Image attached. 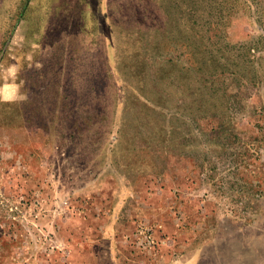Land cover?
<instances>
[{"label": "rangeland", "instance_id": "obj_1", "mask_svg": "<svg viewBox=\"0 0 264 264\" xmlns=\"http://www.w3.org/2000/svg\"><path fill=\"white\" fill-rule=\"evenodd\" d=\"M0 264H264V0H0Z\"/></svg>", "mask_w": 264, "mask_h": 264}]
</instances>
